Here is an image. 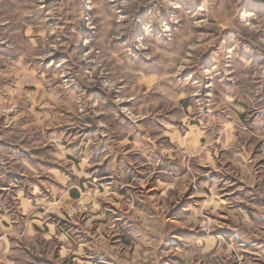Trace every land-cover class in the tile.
Here are the masks:
<instances>
[{
    "label": "clouds",
    "instance_id": "1",
    "mask_svg": "<svg viewBox=\"0 0 264 264\" xmlns=\"http://www.w3.org/2000/svg\"><path fill=\"white\" fill-rule=\"evenodd\" d=\"M0 264H264V0H0Z\"/></svg>",
    "mask_w": 264,
    "mask_h": 264
}]
</instances>
